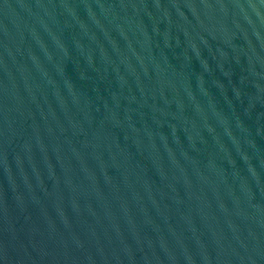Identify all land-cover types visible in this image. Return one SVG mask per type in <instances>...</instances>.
<instances>
[{"label":"water","instance_id":"95a60500","mask_svg":"<svg viewBox=\"0 0 264 264\" xmlns=\"http://www.w3.org/2000/svg\"><path fill=\"white\" fill-rule=\"evenodd\" d=\"M0 264H264V0H0Z\"/></svg>","mask_w":264,"mask_h":264}]
</instances>
